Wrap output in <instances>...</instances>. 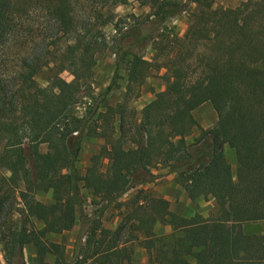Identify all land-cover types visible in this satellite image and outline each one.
<instances>
[{
  "label": "trees",
  "instance_id": "obj_1",
  "mask_svg": "<svg viewBox=\"0 0 264 264\" xmlns=\"http://www.w3.org/2000/svg\"><path fill=\"white\" fill-rule=\"evenodd\" d=\"M194 2L196 12L191 11L184 34L174 37L165 87L141 108L126 144L122 122L112 123L118 110L95 104L86 116L72 112L77 93L89 86L91 57L101 45L75 35L72 0H0V47L21 32L20 14L31 8L71 36L58 63L48 66L33 52L25 53L11 75H0V170L6 172L0 173V214L7 215L0 222V250L5 264H17L27 245L37 264H123L130 260L132 242L145 249L149 264H264V235L244 228L264 219V0L215 9L207 0ZM144 3L156 25L183 10L178 0ZM192 61L198 64L196 74L186 73ZM146 65L138 54L121 49L111 82L122 68L127 82L139 84ZM62 70L71 75L69 81L59 76ZM41 72L44 85L35 78ZM204 102L216 120L187 141L197 127L191 111ZM85 136L103 139L104 146L80 173L76 161ZM222 144L233 152L234 174ZM101 155L107 158L106 178L97 172ZM154 164L175 173L188 199L212 197L215 214L182 216L169 210L165 199L139 191L115 228L85 218L87 229L77 236L72 262L66 263L62 245L47 236L69 230L76 213L84 218L80 190L98 198L102 210L147 181V168ZM37 191L49 193L50 201L35 200ZM16 199L18 209L11 207ZM156 224L170 228L169 238L155 235Z\"/></svg>",
  "mask_w": 264,
  "mask_h": 264
},
{
  "label": "rangeland",
  "instance_id": "obj_2",
  "mask_svg": "<svg viewBox=\"0 0 264 264\" xmlns=\"http://www.w3.org/2000/svg\"><path fill=\"white\" fill-rule=\"evenodd\" d=\"M178 1L183 4V10L164 23L156 25L151 21V12L144 0H72L75 35H84L97 45L101 43L100 48L91 57L93 62L89 86L79 90L76 102L72 106L75 115L86 116L88 110L95 104L111 106L114 110H118L112 123L117 126V121L120 119L122 140L126 139L125 143H129L132 127L138 122L141 108L165 87L169 75L167 67H170L174 57V37H181L184 34L191 11L196 12L195 0ZM207 1L210 2L211 9H215L233 8L244 0ZM20 16L18 23L21 32L19 30L18 34L0 47V75L3 76L11 75L17 69L18 62L25 53L33 52L35 56L40 57L41 63L48 62V66L53 62L58 63L65 41L71 40V36L59 32L54 20L40 10L31 8L28 9L27 14L23 13ZM23 29H28L29 32ZM125 48L147 62L143 80L139 84L127 82L122 68L117 71L115 82H111L114 59L121 49ZM127 55L124 57L126 58ZM191 64L186 69V73L194 71L193 73L196 74L199 71L198 64L195 61ZM43 76L42 72L35 76L40 85H44ZM59 76L65 81L71 79V75L66 70L60 71ZM107 87L110 89L107 90ZM191 115L197 127L191 128L185 137L187 141L197 136L200 129L211 127L216 120V114L208 102L194 108ZM102 146L104 141L101 138L94 136L83 138L76 161L80 173L89 163L90 157L97 154ZM221 148L234 174L233 152L226 144H222ZM41 150H44L43 146ZM106 165L107 158L101 155L97 161V172L102 178L107 177ZM0 173L6 174L3 170H0ZM147 175H150L147 181L134 184L102 210H100L102 203L98 198L92 197L86 189L80 190V211L84 218L79 219L76 213L75 222L69 230L47 236L48 240L62 245L66 263L72 262L71 249L77 236L87 229L85 218L95 217L100 226L113 229L127 210L131 199L139 191H144L151 197L165 199L168 209L182 216L198 213L202 217H211L215 214V202L212 197L198 196L193 200L188 199L184 190L175 181V173L167 172L166 168L154 164L147 168ZM18 185L20 188L21 184ZM33 197L42 203L50 201L47 192L37 191ZM11 207L14 209L20 207L18 199ZM6 216L0 214V222L5 221ZM13 217H16V214H13ZM244 228L247 232H258L259 223H248ZM153 231L155 235L169 238L170 228L166 225L156 224ZM131 250L130 260L123 264H149L148 254L139 244L132 242ZM0 264H5L1 250ZM17 264H37L31 246L27 245L22 249V256Z\"/></svg>",
  "mask_w": 264,
  "mask_h": 264
},
{
  "label": "crops",
  "instance_id": "obj_3",
  "mask_svg": "<svg viewBox=\"0 0 264 264\" xmlns=\"http://www.w3.org/2000/svg\"><path fill=\"white\" fill-rule=\"evenodd\" d=\"M254 223H259L258 233L264 235V219L259 220V221L254 222ZM245 232H247V231L245 230Z\"/></svg>",
  "mask_w": 264,
  "mask_h": 264
}]
</instances>
